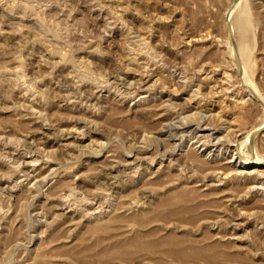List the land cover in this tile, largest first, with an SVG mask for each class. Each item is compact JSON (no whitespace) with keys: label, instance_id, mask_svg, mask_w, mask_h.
Here are the masks:
<instances>
[{"label":"rangeland","instance_id":"374dc122","mask_svg":"<svg viewBox=\"0 0 264 264\" xmlns=\"http://www.w3.org/2000/svg\"><path fill=\"white\" fill-rule=\"evenodd\" d=\"M263 122L264 0H0V264H264Z\"/></svg>","mask_w":264,"mask_h":264},{"label":"bare ground","instance_id":"6f19581e","mask_svg":"<svg viewBox=\"0 0 264 264\" xmlns=\"http://www.w3.org/2000/svg\"><path fill=\"white\" fill-rule=\"evenodd\" d=\"M227 78V77H226ZM229 78V77H228ZM208 79H209V77H208ZM207 80V79H206ZM228 82V81H227ZM227 88V87H226ZM233 90V89H232ZM234 91V90H233ZM199 114V113H198ZM182 118V117H181ZM204 118V117H203ZM202 119V118H201ZM200 119V120H201ZM205 119H202V122L204 121ZM206 121V120H205ZM188 123V122H187ZM184 124V123H183ZM206 124V123H205ZM204 124V125H205ZM190 125V124H189ZM177 127V126H176ZM175 127V128H176ZM209 127H211V126H209ZM168 128H171V127H168ZM173 128H174V126H173ZM174 128V129H175ZM215 129H216V127H214ZM218 128V127H217ZM193 129V128H192ZM208 129V125L206 126H203V124H197V126H196V128L194 129L195 130V132L196 133H198V134H200L199 135V137H203L204 135H205V133H203L204 131H206ZM264 129V122L261 124V125H259L258 127H256L255 129H253L252 131H251V133H250V135L251 134H254V133H257L258 131H260V130H263ZM194 130H193V132H194ZM233 130V129H232ZM187 132V131H186ZM181 133V132H180ZM232 133H234V132H232ZM207 134H209V133H207ZM210 134L211 135H213V133H211L210 132ZM209 134V135H210ZM207 136V135H206ZM207 137H211V136H207ZM206 137V138H207ZM196 139H197V137H196ZM200 139V138H199ZM204 139V138H203ZM209 139V138H208ZM212 139V138H211ZM210 140V139H209ZM200 141H202V140H200ZM206 141H207V139H206ZM206 141H204V142H206ZM207 144V143H206ZM205 144V145H206ZM231 144V143H230ZM235 144V143H234ZM232 146H233V144H232ZM211 153V152H210ZM229 163L230 162H233L232 160H230V161H228ZM235 162H237V160H235ZM130 164V163H129ZM233 165H237V166H243V167H251V166H264V157H262V156H259V157H256V158H254V159H252V160H250V161H247V162H244V161H242V160H240L239 162H237V163H233ZM113 167V166H112ZM117 167H118V165H117ZM257 169V168H256ZM255 168L251 171V173L253 172V173H256L257 175L255 176V179L257 180H261L260 182H263L264 183V169H262V170H259V169H257L256 170ZM109 173V172H108ZM250 173V174H251ZM105 175V174H104ZM108 175H110V174H108ZM107 175V176H108ZM105 178V177H104ZM253 179V178H252ZM258 181V182H259ZM262 183V184H263ZM114 184V183H113ZM112 188V187H111ZM114 190V189H113Z\"/></svg>","mask_w":264,"mask_h":264}]
</instances>
